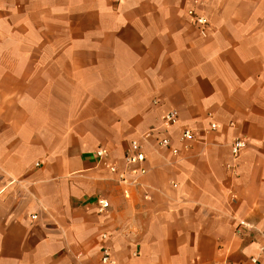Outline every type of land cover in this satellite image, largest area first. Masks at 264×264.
<instances>
[{"label": "crops", "instance_id": "obj_1", "mask_svg": "<svg viewBox=\"0 0 264 264\" xmlns=\"http://www.w3.org/2000/svg\"><path fill=\"white\" fill-rule=\"evenodd\" d=\"M256 230L264 0H0V264H264Z\"/></svg>", "mask_w": 264, "mask_h": 264}, {"label": "built area", "instance_id": "obj_2", "mask_svg": "<svg viewBox=\"0 0 264 264\" xmlns=\"http://www.w3.org/2000/svg\"><path fill=\"white\" fill-rule=\"evenodd\" d=\"M189 1L193 2L195 4H201L202 3V0H189ZM187 14L191 18L192 22L195 25H197L200 32L202 34H205V29L208 26L207 18L203 14L197 13L195 11V8H193V7L189 8L187 10ZM176 122H177V114L175 111L170 110L164 115V123L166 125H173ZM211 126L214 127L215 125L212 124ZM149 135H150V133H147V134H145V137H148ZM182 138L185 140L192 139L191 130L184 129L182 132ZM156 141H157V144L161 147H169L170 146V142H169V139L167 137L158 138ZM245 145H246V143H245L244 139H242V138H235L231 142V154L233 157V161L237 160V158L240 156V153H241L242 149L245 147ZM142 146H143L142 143L138 140L131 141L130 148L125 153L124 159H125L126 164H128V165L142 164L145 161V154H144ZM176 151H177L176 149L172 148L173 153H175ZM104 154H105V152L102 149H98L95 151V155L99 158L103 157ZM229 166L233 167V165H229ZM110 169L112 171H115L114 166L110 167ZM132 172L138 173V174H143L145 172V169L143 167H140L138 169H133ZM119 179L122 182H126V178H125L123 173L119 174ZM97 202H98V212H104L105 210L108 209L109 203L106 199L99 198L97 200ZM241 228H252V226L246 220H239L237 227H236V230L239 231ZM256 231L259 233V235L261 237L260 250L264 251V230H256ZM101 259L103 262L110 261L109 251H108L107 247L102 248V258ZM257 260H258L257 257H250L249 258L250 264H257ZM216 264H239V263H236L233 261H224L222 263H216Z\"/></svg>", "mask_w": 264, "mask_h": 264}]
</instances>
